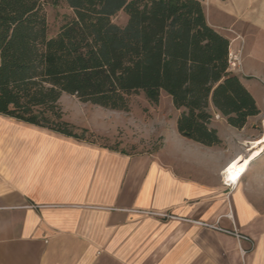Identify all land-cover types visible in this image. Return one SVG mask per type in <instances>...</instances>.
<instances>
[{"label":"crops","instance_id":"0c3cea01","mask_svg":"<svg viewBox=\"0 0 264 264\" xmlns=\"http://www.w3.org/2000/svg\"><path fill=\"white\" fill-rule=\"evenodd\" d=\"M199 1L241 55L234 74L264 124L252 91L261 89L253 79H264V0ZM211 111L224 145L215 165L207 157L219 146L177 134L169 152L127 153L0 114V264H264V197L253 184L264 144H252L264 133L247 137L248 124L234 128ZM217 125L237 129L236 139ZM251 155L235 187L226 186L225 169Z\"/></svg>","mask_w":264,"mask_h":264},{"label":"trees","instance_id":"16d2710c","mask_svg":"<svg viewBox=\"0 0 264 264\" xmlns=\"http://www.w3.org/2000/svg\"><path fill=\"white\" fill-rule=\"evenodd\" d=\"M47 1L0 0V114L84 140L88 130L64 118L63 94L128 111L133 95L158 104L165 92L181 111L179 134L213 147L223 141L212 107L237 129L261 113L199 0H51L74 11L55 36ZM122 11L124 26L113 21Z\"/></svg>","mask_w":264,"mask_h":264},{"label":"rangeland","instance_id":"374dc122","mask_svg":"<svg viewBox=\"0 0 264 264\" xmlns=\"http://www.w3.org/2000/svg\"><path fill=\"white\" fill-rule=\"evenodd\" d=\"M45 10L51 36H55L60 28L74 17V11L63 1H60L58 5H53L52 1L48 0ZM113 21L124 26L128 21V16L122 11L113 18ZM253 84H256L259 89L261 88L259 92L257 89L252 91L258 98L260 106L264 107V100L260 97L261 93L264 92V79L254 78ZM60 104L65 120L78 128L76 131L78 134L82 132L80 129L88 130L83 141L99 146L127 153L159 154L165 149L166 152H169V144H175V134L184 139L176 131V123L181 111L174 107L171 97L165 92H163L158 104L149 102L143 93L133 95L128 111L111 110L85 103L78 97L68 94H63ZM215 119L216 116L211 122V127ZM217 127H219L220 134L230 141L236 139L235 134L239 133L237 129L228 125H225L224 128L220 125ZM263 130V121L257 117L249 121L243 133L247 137H251L264 133ZM185 140L187 139L185 138ZM223 147V144L220 145L209 156L208 154L212 151L206 152L211 165L219 162L224 151ZM263 174L264 156L253 165L255 193L262 195V197H264V179L261 180L260 176Z\"/></svg>","mask_w":264,"mask_h":264},{"label":"bare ground","instance_id":"6f19581e","mask_svg":"<svg viewBox=\"0 0 264 264\" xmlns=\"http://www.w3.org/2000/svg\"><path fill=\"white\" fill-rule=\"evenodd\" d=\"M254 146H260L264 144V137L258 142L252 143ZM253 155L250 158H239L231 163L225 172L226 180L234 183H238L240 178L246 173L249 164L253 161Z\"/></svg>","mask_w":264,"mask_h":264},{"label":"built area","instance_id":"2783aa9c","mask_svg":"<svg viewBox=\"0 0 264 264\" xmlns=\"http://www.w3.org/2000/svg\"><path fill=\"white\" fill-rule=\"evenodd\" d=\"M229 69L232 72H237L242 69V59H241L240 54H236L232 51L229 52ZM225 184L228 187H235V185L232 182L227 181V180L225 181ZM225 231L229 232L228 230H225ZM231 233L234 234L239 240H250L248 236L242 235L237 230H234Z\"/></svg>","mask_w":264,"mask_h":264}]
</instances>
